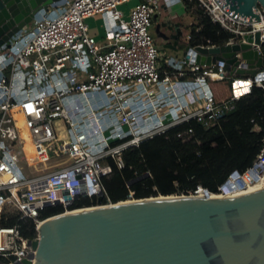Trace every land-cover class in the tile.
<instances>
[{
	"label": "built area",
	"instance_id": "built-area-1",
	"mask_svg": "<svg viewBox=\"0 0 264 264\" xmlns=\"http://www.w3.org/2000/svg\"><path fill=\"white\" fill-rule=\"evenodd\" d=\"M126 1H54L37 10L28 25L0 45V214L14 211L17 219L31 218L35 229L33 237H25L18 225L0 224V264H23V259L33 264L35 249L30 241L38 237L39 224L48 216L74 209L69 206L79 197L94 199L88 206L99 205V195L101 204L111 203L101 183V175L110 173L111 165L101 159L112 156L121 167V151L126 147L190 118L211 124L221 108H231L252 85H263L264 56L261 45L253 41L263 61L245 76L236 74V68L246 67L241 62L230 74L222 69V61L201 65L192 56L170 55L160 63L150 27L154 16L174 0H139L124 19L117 5ZM197 1L213 21L234 34L227 43L256 30L264 42L260 6L256 7L259 21L241 22L224 12L216 0ZM96 14L112 20L104 43L98 42L86 22ZM193 24L186 25V42ZM225 75L239 89L216 103L206 79ZM96 93L102 98L98 103L92 100ZM80 96L84 104H75L71 113L68 100ZM150 116L154 117L152 125L138 124ZM106 117L114 122L106 123ZM54 119L63 121L66 134L55 133ZM89 121L92 126L87 128ZM262 131V144L248 167L232 170L214 192L198 186L189 194L234 193L253 183L264 186V126ZM116 139L123 140L111 144ZM51 153L59 157L46 164ZM21 161L44 165L38 174H25ZM132 194L126 199L134 198ZM49 205L61 210L40 217Z\"/></svg>",
	"mask_w": 264,
	"mask_h": 264
},
{
	"label": "water",
	"instance_id": "water-1",
	"mask_svg": "<svg viewBox=\"0 0 264 264\" xmlns=\"http://www.w3.org/2000/svg\"><path fill=\"white\" fill-rule=\"evenodd\" d=\"M54 1L0 0V45ZM216 1L241 22L259 21L257 6L264 15V0ZM155 32L165 41L169 37L159 23ZM180 34H171L174 41L162 46L176 50ZM259 35L256 30L219 45L184 41L181 54L201 65L222 61L229 74L241 62L252 73L263 61L252 45H261ZM236 74L248 72L236 68ZM97 202L44 218L38 237L30 241L33 264H264V187L221 197L157 194L108 204H101L99 195Z\"/></svg>",
	"mask_w": 264,
	"mask_h": 264
},
{
	"label": "trees",
	"instance_id": "trees-1",
	"mask_svg": "<svg viewBox=\"0 0 264 264\" xmlns=\"http://www.w3.org/2000/svg\"><path fill=\"white\" fill-rule=\"evenodd\" d=\"M183 3L196 17L187 40L191 46L219 45L234 36L213 21L197 0H183ZM261 52L264 56V42ZM206 80L216 103L232 95L229 92L226 94L223 85L231 88L228 75L219 79L207 77ZM232 104L231 108H221L211 124L190 118L143 138L137 145L126 147L121 151V167L117 166L112 156H106L103 162L111 165V172L101 175V183L109 200H124L130 191L135 198L189 194L198 186L214 192L232 170L242 171L248 167L262 144L264 82L262 86L252 85ZM188 129L191 130L186 133ZM123 139L113 140L111 144ZM25 146L30 152L27 143ZM29 158L33 160L30 153ZM94 202L89 197H79L69 207L88 206ZM60 210L58 205H49L40 211L39 216L45 217ZM0 224L18 225L25 237L35 235L34 222L28 217L17 219L16 214L3 212L0 214Z\"/></svg>",
	"mask_w": 264,
	"mask_h": 264
},
{
	"label": "rangeland",
	"instance_id": "rangeland-1",
	"mask_svg": "<svg viewBox=\"0 0 264 264\" xmlns=\"http://www.w3.org/2000/svg\"><path fill=\"white\" fill-rule=\"evenodd\" d=\"M139 0H128L126 2H123V3H120L117 5V8L120 9L122 12H123V15L122 17L124 19H127L128 16H129V11L131 9V7L134 6L135 3H137ZM173 9L171 10L172 14L174 15H177L181 20L182 22H184L185 24L186 23H196V17L193 15V13L187 9L183 3V0H174L173 2ZM163 12V14L165 13L164 10L162 11L161 10V13ZM162 18V14H159L156 16L155 20L157 21H160ZM89 19H86V22L88 24L89 22ZM94 22V21H93ZM92 22V23H93ZM97 22V21H95ZM98 25V23H96ZM184 28V26H182ZM150 32L153 34V24L152 26L150 27ZM184 38V36H183ZM183 38H181V40H183ZM158 41V39H157ZM184 41V40H183ZM159 43V42H157ZM158 46V54H159V62L160 63H163L166 59V57L170 56V55H174V54H178L180 56L181 52H182V49L184 47V42H179V44L177 45V50L174 51L172 49H169L167 47H163L162 45L160 44H157ZM225 87H226V94L228 95V92L233 94L235 90H238L239 89V86L238 87H232L229 89L227 88V86L225 84H223ZM229 89V91H228ZM231 90V91H230ZM54 126H55V133L58 135V136H61V134H64V130L61 131L60 129L57 128V122H60V119H54ZM61 141H63V138H61V140L57 141V142H54L53 145H57L59 144ZM58 148V146H57ZM59 155L58 154H50V159L49 161L46 162L51 164L53 163L54 161H56L58 159ZM103 159H101L102 161ZM21 164L23 165L22 169H23V172L25 174H38L40 173L39 170H41V167L44 165L42 162L40 163H35L33 165H27L24 161H21ZM254 184H257V183H254ZM12 213L15 214L14 211H12Z\"/></svg>",
	"mask_w": 264,
	"mask_h": 264
},
{
	"label": "crops",
	"instance_id": "crops-1",
	"mask_svg": "<svg viewBox=\"0 0 264 264\" xmlns=\"http://www.w3.org/2000/svg\"><path fill=\"white\" fill-rule=\"evenodd\" d=\"M172 9H173V5L171 7H169V8H164L163 9L164 12H165L164 14H163V12L162 13L160 12L159 14H162L161 20L169 21V22L173 23L174 25L177 26L178 31L181 33L180 36H179V41L176 43V46H177L180 41L181 42L185 41L186 35L188 33L187 32L188 29H187L186 25L189 24V23L185 24L184 22H182V20L177 15L172 14V12H171ZM159 14H157V15H159ZM155 18H154V20H155ZM95 21H97V22H95ZM96 23H98V25ZM111 25H112V20L106 14H96V15L90 17L89 22H88L89 31L97 37V40H98L99 43H104V41H105V31H106V29L110 28ZM182 26H184V28ZM183 36H184V38H183ZM181 38H183L184 41L181 40ZM173 41H174V39H172L169 43H172ZM176 50H174V51H176ZM181 55L182 54H180V56ZM174 56L180 57L178 54H174ZM232 80L233 79H231V86H232ZM101 99H102L101 95L98 94V93H96L92 97L93 102H97V103ZM75 104L83 105L84 104L83 98L80 96L79 98H76L73 101L72 100H68L66 105L70 109L71 113L73 112V107H74ZM105 121H106V123H109L110 121H111V123L114 122L112 119L110 120L109 117H106ZM153 121H154V117L150 116L149 118H147L145 120L140 119L138 121V124L141 127H143V126H147V125H152ZM62 125H63V121L62 120H60V122H57V128L60 129L61 131L64 130V133L66 134L65 126L64 125L62 126ZM90 126H92V122L89 121L88 125L85 126V127L89 128ZM123 128L126 129L124 126H123Z\"/></svg>",
	"mask_w": 264,
	"mask_h": 264
},
{
	"label": "flooded vegetation",
	"instance_id": "flooded-vegetation-1",
	"mask_svg": "<svg viewBox=\"0 0 264 264\" xmlns=\"http://www.w3.org/2000/svg\"><path fill=\"white\" fill-rule=\"evenodd\" d=\"M157 23H159V30L162 31V32H164L165 34L169 35V37H168V39L166 41L163 40L161 36H157L156 35L155 26H156ZM178 32L179 31H178L177 26L174 25L173 23L169 22V21H164V20H160V21L154 20L153 21V34H154L153 35V38H154V41L156 43L159 42L157 44L162 45L164 43V41L166 43H169L172 39H174L170 35L171 34L178 33ZM179 36L177 37L178 39H179ZM157 39H158V41H157Z\"/></svg>",
	"mask_w": 264,
	"mask_h": 264
},
{
	"label": "bare ground",
	"instance_id": "bare-ground-1",
	"mask_svg": "<svg viewBox=\"0 0 264 264\" xmlns=\"http://www.w3.org/2000/svg\"><path fill=\"white\" fill-rule=\"evenodd\" d=\"M237 71L238 72H240V73H242V72H249L250 70L248 69V68H242V67H239V68H237ZM17 116H18V118H19V121H20V116L17 114ZM22 134L27 138V141H26V143L28 144V146L31 148V145H30V143H29V141H28V136H27V133H26V131L25 130H23L22 131ZM230 182H228V184H229ZM226 186V185H225ZM224 186V187H225ZM260 187H264V186H261V185H259V183H257V184H252L251 186H249L248 188H247V190L245 189V190H242V189H240V190H237V191H234V193H231V191L230 192H221V193H213V194H210L211 196H219V197H221V196H229V195H236V194H240V193H244V192H247V191H251V190H254V189H258V188H260ZM201 194V193H200Z\"/></svg>",
	"mask_w": 264,
	"mask_h": 264
}]
</instances>
